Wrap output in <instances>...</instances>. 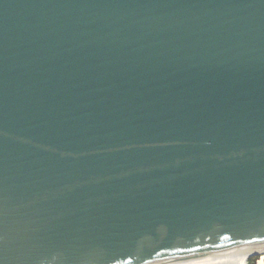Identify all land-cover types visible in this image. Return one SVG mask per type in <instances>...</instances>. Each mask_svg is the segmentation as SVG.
I'll use <instances>...</instances> for the list:
<instances>
[{
    "label": "water",
    "instance_id": "obj_1",
    "mask_svg": "<svg viewBox=\"0 0 264 264\" xmlns=\"http://www.w3.org/2000/svg\"><path fill=\"white\" fill-rule=\"evenodd\" d=\"M264 253V0H0V264Z\"/></svg>",
    "mask_w": 264,
    "mask_h": 264
},
{
    "label": "bare ground",
    "instance_id": "obj_2",
    "mask_svg": "<svg viewBox=\"0 0 264 264\" xmlns=\"http://www.w3.org/2000/svg\"><path fill=\"white\" fill-rule=\"evenodd\" d=\"M247 255L244 253H230L216 261L189 263V264H246Z\"/></svg>",
    "mask_w": 264,
    "mask_h": 264
},
{
    "label": "rangeland",
    "instance_id": "obj_3",
    "mask_svg": "<svg viewBox=\"0 0 264 264\" xmlns=\"http://www.w3.org/2000/svg\"><path fill=\"white\" fill-rule=\"evenodd\" d=\"M256 258L255 264H264V253H259Z\"/></svg>",
    "mask_w": 264,
    "mask_h": 264
},
{
    "label": "trees",
    "instance_id": "obj_4",
    "mask_svg": "<svg viewBox=\"0 0 264 264\" xmlns=\"http://www.w3.org/2000/svg\"><path fill=\"white\" fill-rule=\"evenodd\" d=\"M257 255H258V254L250 256V257L247 259V263H246V264H255V262H256L255 260L257 259V258H256Z\"/></svg>",
    "mask_w": 264,
    "mask_h": 264
}]
</instances>
